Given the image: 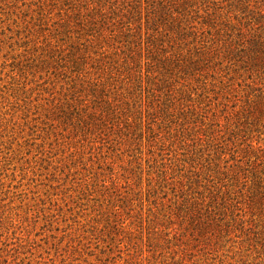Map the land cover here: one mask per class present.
<instances>
[{"label": "rangeland", "instance_id": "374dc122", "mask_svg": "<svg viewBox=\"0 0 264 264\" xmlns=\"http://www.w3.org/2000/svg\"><path fill=\"white\" fill-rule=\"evenodd\" d=\"M217 6L153 96L115 74L126 0H0V264H264V0ZM214 199L193 240L177 206Z\"/></svg>", "mask_w": 264, "mask_h": 264}, {"label": "trees", "instance_id": "16d2710c", "mask_svg": "<svg viewBox=\"0 0 264 264\" xmlns=\"http://www.w3.org/2000/svg\"><path fill=\"white\" fill-rule=\"evenodd\" d=\"M110 8L117 10L116 17H111V28L112 31L116 32V36H120L121 31L115 27L121 26L124 14H121L120 5L112 4ZM216 8H218L217 0H126V52L128 53H126L125 66L128 69H119L118 63L115 62V74L125 77L127 73L126 78L133 87H143L144 79L147 77L149 79L147 84L150 94L153 96L156 91H160L159 88L161 86H170V78H172L170 76L174 74V70L179 72L178 69H180V72L183 73L186 70L195 68L196 73L202 76L206 70V60L211 57L212 53L208 45L203 46V49L201 47L196 50L187 48L193 42L197 43L198 40H201V36L198 37L197 27L190 24L193 21H198L194 17H200V15H203L201 16L202 20L211 19L210 16L214 13L212 10ZM99 11L100 21L106 22L108 20V16L105 14L106 9L101 8ZM144 12L147 14L146 17ZM92 17L93 25L91 27L93 29H101L98 26L100 24L99 19H96L94 14ZM200 22L203 25L208 23V21ZM144 24L150 31L148 34V37H150L148 46L152 47L149 49L153 52L152 54L151 51H148L146 61L148 68H143L141 59L142 29ZM189 38L190 42L186 43ZM110 52L108 53L109 57L111 54L118 55L119 50L116 49ZM201 60H205V63L199 64ZM107 101H110V99ZM108 103L110 105L111 102ZM228 206L230 205L225 201L220 203L214 199L206 207H200L197 204L192 206L189 203L179 204L175 213L177 216L188 220L185 226L189 227L188 236H193V240H195L200 233L206 232L207 234L214 229L213 220L206 222L204 217H216L219 219L220 215H216L217 212L222 211L223 214H226V211L229 210ZM166 217H168L166 219L171 221L173 213H168ZM162 226L164 224L161 222H154L151 225V229H158ZM186 232V229L183 232L182 230L177 231L175 235L177 237L185 236Z\"/></svg>", "mask_w": 264, "mask_h": 264}]
</instances>
